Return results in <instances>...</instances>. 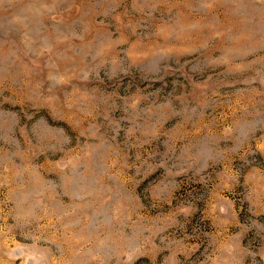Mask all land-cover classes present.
Returning <instances> with one entry per match:
<instances>
[{"label":"rangeland","instance_id":"374dc122","mask_svg":"<svg viewBox=\"0 0 264 264\" xmlns=\"http://www.w3.org/2000/svg\"><path fill=\"white\" fill-rule=\"evenodd\" d=\"M0 264H264V0H0Z\"/></svg>","mask_w":264,"mask_h":264}]
</instances>
